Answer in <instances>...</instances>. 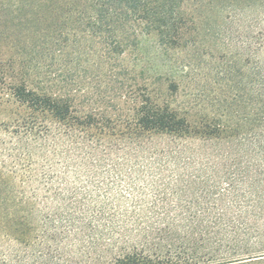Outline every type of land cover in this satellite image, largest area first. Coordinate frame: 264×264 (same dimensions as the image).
<instances>
[{
	"label": "trees",
	"instance_id": "1",
	"mask_svg": "<svg viewBox=\"0 0 264 264\" xmlns=\"http://www.w3.org/2000/svg\"><path fill=\"white\" fill-rule=\"evenodd\" d=\"M216 1L0 0V264H263L264 26L214 115L136 56L214 55ZM72 62L123 98H73Z\"/></svg>",
	"mask_w": 264,
	"mask_h": 264
},
{
	"label": "rangeland",
	"instance_id": "2",
	"mask_svg": "<svg viewBox=\"0 0 264 264\" xmlns=\"http://www.w3.org/2000/svg\"><path fill=\"white\" fill-rule=\"evenodd\" d=\"M216 3L213 9L203 10L218 29V49H215L214 55L195 53L189 49L165 50L156 45L153 37L142 38L140 51L136 55L142 60L140 62L148 75L162 74L169 78L152 84L158 98H169L180 108L190 106L192 112L201 115L220 112L231 101L229 99L227 104H220V100L236 98L239 80L243 86L246 84L250 67L244 61V53L233 47L232 43L229 44L230 38H239V33L244 36L251 24L256 26L255 34L264 26V0H244L241 5L236 2L230 5L221 1ZM222 51L226 52V56H220ZM92 72L84 71L75 62L70 63L67 90L73 98L93 101L97 98L121 97L117 93L118 81L106 84ZM170 81L174 83L173 87L168 86Z\"/></svg>",
	"mask_w": 264,
	"mask_h": 264
}]
</instances>
